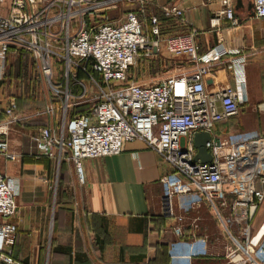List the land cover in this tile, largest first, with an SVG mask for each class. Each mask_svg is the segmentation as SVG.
Instances as JSON below:
<instances>
[{
    "label": "built area",
    "instance_id": "obj_1",
    "mask_svg": "<svg viewBox=\"0 0 264 264\" xmlns=\"http://www.w3.org/2000/svg\"><path fill=\"white\" fill-rule=\"evenodd\" d=\"M125 1L142 0H0V59L19 49L30 51L41 63V74L53 99L35 116H60L58 121L37 128L34 140L39 155L73 160L78 178L85 181L83 162L88 157L118 154L126 141L140 139L171 165L161 181L163 215L174 220L173 233L188 240L182 253L189 259L223 256V264H264V220L254 224L264 202V133L235 141L215 135L216 123L240 112L245 100V57L233 56L228 67L237 87L225 85L217 91L206 88V74L229 54L238 52L218 42L199 50L198 30L160 36L158 17L150 31L140 14L127 9L118 19L108 10ZM254 16L264 18V0H252ZM213 23L227 19L237 25L234 0H208ZM7 8V11L5 10ZM167 16L183 17L177 4L163 7ZM152 58L166 50L170 58L187 56L190 72L170 74L145 84L131 80L129 69L140 51ZM61 63L56 72L54 59ZM58 76V77H56ZM59 102V103H57ZM89 105L88 111L70 114L74 106ZM16 99L0 108L8 120L17 116ZM0 121V155L15 160L9 131ZM212 134L207 142L210 161L195 159L196 132ZM18 181L0 172V264H22L12 246L17 225L10 219L18 211ZM194 199L184 212L176 208L178 196ZM205 206L221 229L222 253L209 248L210 235L200 233ZM95 264V263H88Z\"/></svg>",
    "mask_w": 264,
    "mask_h": 264
},
{
    "label": "crops",
    "instance_id": "obj_2",
    "mask_svg": "<svg viewBox=\"0 0 264 264\" xmlns=\"http://www.w3.org/2000/svg\"><path fill=\"white\" fill-rule=\"evenodd\" d=\"M132 3L129 9L140 14L147 31L153 26L151 18L158 17L162 38L195 28L200 51L218 42L238 50L206 74V88L217 91L228 84L237 87L234 71L227 61L233 56H244L246 92L241 107L248 115L243 117L240 111L216 123L213 133L235 141L264 133V18L254 16L252 0H234L235 14L240 20L237 25L227 19L214 24L208 0ZM171 3L184 7L183 17L165 15L163 7ZM114 9L107 11L113 20L125 12L114 17L110 13ZM179 60L183 71L193 69L189 57L182 56ZM51 95L53 99L52 92ZM11 100L0 108L4 109ZM17 103L15 114L29 118L12 121L4 114L0 117V121H5L12 146L19 153L15 160L0 155V172L13 176L19 184L18 211L10 219L18 229L13 253L22 264H49L50 246L56 248V253L65 255V264L224 263L221 255L193 259L182 256L188 240L173 233L174 220L164 216L162 210L166 185L161 178L172 168L144 141H126L118 154L85 158V181L81 182L73 160L66 154L59 158L37 153L35 131L57 122L60 112L56 118L48 114L35 116L49 102L34 108H23ZM193 199L192 195L178 196L177 210L184 212ZM212 231L215 229L206 227L203 221L200 233ZM217 244L210 237L209 248L222 253L223 246ZM22 245L30 247V251L22 254Z\"/></svg>",
    "mask_w": 264,
    "mask_h": 264
},
{
    "label": "rangeland",
    "instance_id": "obj_3",
    "mask_svg": "<svg viewBox=\"0 0 264 264\" xmlns=\"http://www.w3.org/2000/svg\"><path fill=\"white\" fill-rule=\"evenodd\" d=\"M133 3L125 1L118 4L117 8L110 11L111 15L116 17L122 11L127 10ZM168 53L164 52L161 55L149 58L145 51L142 50L137 56L136 62L129 69V77L139 83L150 84L158 80L179 72L178 67L181 61L170 58ZM54 66L56 72L60 71L61 63L54 56ZM2 63L0 59V64ZM41 63L31 53L21 52L20 50L10 53L6 57L4 66L0 67V107H3L7 102L14 98L23 108L40 107L46 102L52 101L51 88L49 87L46 78L41 74ZM58 77V76H56ZM243 107V106H242ZM241 107L242 116H247L244 108ZM56 118V117H55ZM50 122L53 121L50 117ZM58 120V118H56ZM247 122L246 119H244ZM190 215L199 214L204 218L206 227H213L215 232H208L216 246H222L224 241L221 229L216 220L213 218L210 210L205 206L201 207L198 212H191ZM264 220V202L259 206L255 216L254 224H258ZM221 244V245H220ZM22 254L30 251V247L20 246ZM49 264H65L67 258L65 255L56 253V248L50 246L47 253Z\"/></svg>",
    "mask_w": 264,
    "mask_h": 264
},
{
    "label": "water",
    "instance_id": "obj_4",
    "mask_svg": "<svg viewBox=\"0 0 264 264\" xmlns=\"http://www.w3.org/2000/svg\"><path fill=\"white\" fill-rule=\"evenodd\" d=\"M212 134L208 131L196 132L194 135V143L197 148L195 159L201 161H210L212 159V153L207 145V142L211 139Z\"/></svg>",
    "mask_w": 264,
    "mask_h": 264
},
{
    "label": "trees",
    "instance_id": "obj_5",
    "mask_svg": "<svg viewBox=\"0 0 264 264\" xmlns=\"http://www.w3.org/2000/svg\"><path fill=\"white\" fill-rule=\"evenodd\" d=\"M19 50H20L21 52H23V53H24V52H27V53L29 52V53H31L30 51H28V50H26V49H19ZM19 50H18V51H19ZM18 51H17V52H18ZM31 54H32V53H31ZM32 55H33V54H32ZM33 56H34V55H33ZM74 108H75V109L73 110V113L78 112V111H88V109H89L90 107L85 108V106L79 105V106H76V107H74ZM73 113H72V114H73ZM2 115H3V114L1 113V114H0V117H1Z\"/></svg>",
    "mask_w": 264,
    "mask_h": 264
}]
</instances>
